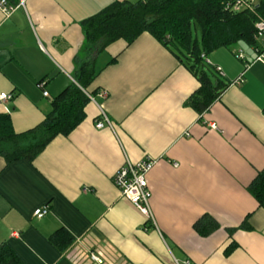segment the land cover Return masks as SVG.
I'll return each mask as SVG.
<instances>
[{
  "label": "crops",
  "instance_id": "1",
  "mask_svg": "<svg viewBox=\"0 0 264 264\" xmlns=\"http://www.w3.org/2000/svg\"><path fill=\"white\" fill-rule=\"evenodd\" d=\"M117 1L139 0H20L9 15L0 8V94L13 96L0 114L15 132L38 126L76 83L77 58L99 71L89 89L95 102L75 131L32 162L0 157V245L22 264H72L69 247L50 240L65 229L111 264H264V208L248 190L264 169V64L241 45L212 52L206 61L229 86L199 114L187 105L198 78L149 33L98 55L85 50L82 22ZM100 107L113 129L96 127ZM146 158L157 160L148 175L156 225L113 183L127 161ZM204 216L219 226L206 237L194 228Z\"/></svg>",
  "mask_w": 264,
  "mask_h": 264
},
{
  "label": "trees",
  "instance_id": "2",
  "mask_svg": "<svg viewBox=\"0 0 264 264\" xmlns=\"http://www.w3.org/2000/svg\"><path fill=\"white\" fill-rule=\"evenodd\" d=\"M12 8L20 0H5ZM234 0H139L117 1L96 15L82 22L85 34V50L100 54L107 46L125 40L132 44L143 33H149L161 42L199 80L200 88L190 97L187 105L202 114L218 100L228 88L217 67L206 59L221 48L245 46L252 51L256 45L255 24L264 19V0H259L254 12H235ZM193 28L200 29V41L193 36ZM79 70L72 83L51 103V112L33 129L23 133L14 130L8 114H0V157L8 164L35 160L45 148L59 136H69L85 120V109L90 103L87 93L99 71L92 60L77 58ZM264 208V169L258 173L248 188ZM217 222L204 216L194 225L202 236L218 229ZM50 240L65 251L75 239L61 229ZM0 264H22L16 252L6 243L0 245Z\"/></svg>",
  "mask_w": 264,
  "mask_h": 264
},
{
  "label": "built area",
  "instance_id": "3",
  "mask_svg": "<svg viewBox=\"0 0 264 264\" xmlns=\"http://www.w3.org/2000/svg\"><path fill=\"white\" fill-rule=\"evenodd\" d=\"M24 0H21L23 3ZM258 0H234L231 3L232 10L240 12L250 10L254 12ZM0 8L9 15L12 7L8 5L5 0H0ZM256 45L254 47L255 59L254 62H261L264 64V19L260 18L256 21ZM236 55L239 59L246 58L243 50H238ZM221 73V69L218 68ZM45 83L41 82L39 87L44 88ZM44 96H48L47 92H43ZM103 97L106 96L105 92L101 93ZM90 101L95 102V97L87 93ZM13 98L11 94L1 93L0 102L9 101ZM106 126L113 129V124L107 116L103 108L100 107L99 119L97 120L96 127L103 129ZM157 160L152 158L143 159L137 163L127 161L121 167L113 178V183L120 191L121 196L127 199L141 214H143L148 221L156 225L154 214L151 208L152 191L149 187L148 175L156 165ZM49 213V207L46 206L42 209L35 211V217L41 219ZM70 253L72 264H109V258L105 251L100 248H92L87 246L82 239L75 240L74 243L66 250ZM111 264V263H110ZM185 264H190L186 262Z\"/></svg>",
  "mask_w": 264,
  "mask_h": 264
},
{
  "label": "rangeland",
  "instance_id": "4",
  "mask_svg": "<svg viewBox=\"0 0 264 264\" xmlns=\"http://www.w3.org/2000/svg\"><path fill=\"white\" fill-rule=\"evenodd\" d=\"M193 36L195 39H198L200 41L201 38V31L200 29L193 28Z\"/></svg>",
  "mask_w": 264,
  "mask_h": 264
}]
</instances>
